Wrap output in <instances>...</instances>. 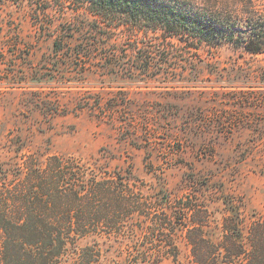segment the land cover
<instances>
[{
  "label": "trees",
  "instance_id": "trees-1",
  "mask_svg": "<svg viewBox=\"0 0 264 264\" xmlns=\"http://www.w3.org/2000/svg\"><path fill=\"white\" fill-rule=\"evenodd\" d=\"M77 1L86 7L73 20L41 27L53 38L55 56L66 59L63 64L70 69L80 67L84 76L100 73L123 83L31 88L40 93L65 90L77 98L76 111L115 126L121 117H128L127 123L138 119L136 114H124L136 104L129 96L137 90L162 89L167 96L187 100L183 96L198 95L202 89L214 90L215 95L230 86L264 89V62L246 67L224 64L211 53L228 43L247 54L264 55V11L243 19L190 0ZM243 75L247 77L234 79ZM169 100L173 99L167 104ZM49 102L45 99L39 110L62 112L59 103ZM158 112L160 118H152L168 120L170 110ZM15 158L16 175L0 171V264H109L108 250L114 242L121 243L119 264H180L177 222L171 219L179 214L187 230L191 264H264V218L247 226L234 209L216 228L221 232L216 239L208 230L213 224L209 212L198 205L191 189L188 202L178 210L169 207L173 200L155 207L128 190L139 181L131 168L122 171L97 164L113 156L100 154L93 158L95 164L41 151ZM145 229L149 232L143 235ZM141 236L151 245L141 246ZM126 243L131 245L123 246Z\"/></svg>",
  "mask_w": 264,
  "mask_h": 264
},
{
  "label": "rangeland",
  "instance_id": "rangeland-1",
  "mask_svg": "<svg viewBox=\"0 0 264 264\" xmlns=\"http://www.w3.org/2000/svg\"><path fill=\"white\" fill-rule=\"evenodd\" d=\"M190 1L217 13L238 14L243 19L264 11V0ZM82 5L77 0L66 3L0 0V171H7L13 177L15 157L36 151L72 156L91 164L96 162L93 158L99 159L103 154L113 159L100 160L97 164L122 171L131 168L139 181L128 186V190L141 194L155 207H166L173 200L169 207L178 210L188 202L186 194L191 189L198 205L207 208L213 221L208 230L216 239L223 218L233 214L234 209L245 218L247 226L263 219L264 89L256 88L259 86L247 89L230 86L222 90V95L202 89L198 95L183 96L187 100L167 96L162 89L150 93L137 90L129 96L136 104L124 110V114H136L138 119L127 123L128 117H121L115 126L74 110L77 98L65 90L52 93L45 89L46 92L40 93L31 89L123 83L100 73L84 76L80 67L70 69L68 64H63L66 59L55 56L53 38L43 34V25L57 27L63 21L73 20L72 16L86 7ZM211 51L224 64L246 67L248 63L264 62V55L253 56L228 43ZM45 99L59 103L62 112L40 111L39 105L44 107ZM168 99L173 100L167 104ZM66 107L69 111L65 113ZM161 109L170 110L168 120H157ZM153 115L158 118H152ZM171 219L177 222L175 245L180 250L179 262L191 264L184 222L180 214L177 219ZM144 232L149 230L145 229L143 235ZM140 240L141 246L151 245L143 242L142 236ZM120 244L114 242L109 248V264L121 261L117 252ZM126 245L131 244L123 246Z\"/></svg>",
  "mask_w": 264,
  "mask_h": 264
}]
</instances>
